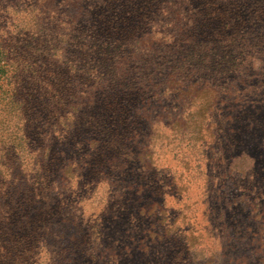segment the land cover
I'll use <instances>...</instances> for the list:
<instances>
[{
	"label": "rangeland",
	"instance_id": "rangeland-1",
	"mask_svg": "<svg viewBox=\"0 0 264 264\" xmlns=\"http://www.w3.org/2000/svg\"><path fill=\"white\" fill-rule=\"evenodd\" d=\"M159 1L153 34L131 46L132 80L142 91L125 111L138 117L137 131L122 140L125 119L104 105L93 80L82 79L86 87L67 95L46 133L50 150L34 147L27 158L25 151L27 164L14 171V215L0 227V264H264V19L248 0L236 32L245 40L236 50H213L239 67L196 72L174 52L190 49L186 30L197 2ZM44 2L51 0H0V98L19 87L40 47L33 15ZM96 3L53 0L51 16L77 20ZM120 58L122 70L127 59ZM40 160L50 165V180H37L47 205L23 178ZM43 212L36 228L30 221Z\"/></svg>",
	"mask_w": 264,
	"mask_h": 264
},
{
	"label": "trees",
	"instance_id": "trees-1",
	"mask_svg": "<svg viewBox=\"0 0 264 264\" xmlns=\"http://www.w3.org/2000/svg\"><path fill=\"white\" fill-rule=\"evenodd\" d=\"M195 1L198 4L197 11L193 13L195 18L188 25L191 28L186 30L188 32L186 35L189 37L185 42L189 43L190 49L185 48L186 44H183L180 45L182 49H175L179 51H175L174 54L179 55V61L184 60L185 64L193 65L192 70L196 72L205 73L206 70L215 68L217 64L218 67L225 66L224 69L228 73H234L233 67L237 69L239 65L228 63L222 53L219 55L213 50L221 47L224 49L233 47L236 50L239 42L245 40L243 35L238 37L236 32L245 25L248 11L244 8L247 7L248 0ZM45 2L34 4L39 13L33 15V21L38 26V30L34 31L33 35L37 38L36 47H40L36 48L34 55L27 58L24 66L26 75H23L19 87L11 94L0 98V104H3L0 106V112L3 113L0 115V227L12 225L14 207L10 192L11 182L14 171L19 166L27 164L23 162L24 158L20 160L21 156L23 157L26 151L27 158L30 155L27 151H34V147L37 149L35 151L45 148L50 150L51 145H45L46 139L49 138L46 133L58 122L59 116H62L67 95L74 98V92L79 87L81 89L86 87V82L82 79L93 80L91 87L98 88L97 92L100 91L99 93L104 97L102 98L105 100L104 105L110 106L109 110L112 114L116 113L119 117H123L122 121L125 119L121 133L122 140L137 131L136 126L140 124L136 121L138 117H133L134 112L132 115L125 111L130 96L142 91V86L139 84L141 82L132 80L134 74L131 65L134 62L132 56L137 53L131 46L135 45L134 37H137L135 40H142L145 35L153 34L148 27L157 21L156 16L153 15L157 14L158 9L161 10L160 1L97 0L82 18L75 20L74 17L69 16L67 21L64 20V15L51 16L57 9L56 6L51 5L53 0L49 3ZM218 4H221V8L216 10ZM252 5L259 14L258 18L264 19V0H255ZM59 10L60 13H64V9ZM189 14L183 12L181 16L187 18ZM227 14L229 16L236 14L237 18L231 22L225 21ZM215 21L219 23L218 31L215 26L212 27ZM211 36L215 38L212 39ZM244 47L241 45V48ZM120 55V59H127L122 70L118 66ZM195 59L199 60L197 62L199 64H194ZM50 73L54 78L57 76L61 78H50V81L46 82ZM53 88L57 93L52 94ZM103 125L109 127L111 124ZM54 140L56 142L55 136L50 139L51 144ZM19 145L22 147H20L22 153L18 151ZM56 153L53 152L51 156L55 157ZM49 170L50 165L40 160L28 172L30 177L27 176L28 174L23 177L31 184L28 192L36 194L40 201L43 199L41 198L43 192L40 193L42 186H39L40 182L37 180L39 176L42 180L45 179L44 185L46 180H50ZM15 178L17 181L19 175ZM86 182L90 181L86 180ZM61 200L64 201V197ZM42 204L47 205V202L42 201ZM44 212L42 215L37 213L32 217L30 222L36 228L41 226L39 223L43 221L41 219Z\"/></svg>",
	"mask_w": 264,
	"mask_h": 264
}]
</instances>
